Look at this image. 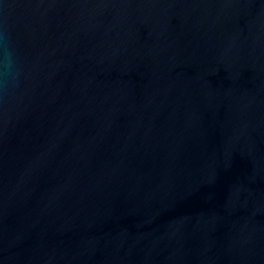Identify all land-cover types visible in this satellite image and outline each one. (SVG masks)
<instances>
[{"label":"water","instance_id":"water-1","mask_svg":"<svg viewBox=\"0 0 264 264\" xmlns=\"http://www.w3.org/2000/svg\"><path fill=\"white\" fill-rule=\"evenodd\" d=\"M0 264H264V0H0Z\"/></svg>","mask_w":264,"mask_h":264},{"label":"clouds","instance_id":"clouds-1","mask_svg":"<svg viewBox=\"0 0 264 264\" xmlns=\"http://www.w3.org/2000/svg\"><path fill=\"white\" fill-rule=\"evenodd\" d=\"M6 74L13 79L16 75L15 60L11 51L0 55V79H2Z\"/></svg>","mask_w":264,"mask_h":264}]
</instances>
